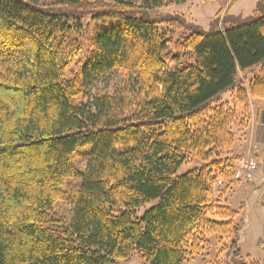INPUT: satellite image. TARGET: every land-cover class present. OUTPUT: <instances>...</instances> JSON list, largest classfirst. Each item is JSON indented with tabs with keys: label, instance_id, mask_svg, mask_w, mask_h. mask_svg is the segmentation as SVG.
<instances>
[{
	"label": "trees",
	"instance_id": "obj_1",
	"mask_svg": "<svg viewBox=\"0 0 264 264\" xmlns=\"http://www.w3.org/2000/svg\"><path fill=\"white\" fill-rule=\"evenodd\" d=\"M186 1L0 0V264H185L210 236L237 255L216 187L243 157L232 126L264 101V16L188 30L156 12ZM118 69L119 87L87 93Z\"/></svg>",
	"mask_w": 264,
	"mask_h": 264
},
{
	"label": "rangeland",
	"instance_id": "obj_2",
	"mask_svg": "<svg viewBox=\"0 0 264 264\" xmlns=\"http://www.w3.org/2000/svg\"><path fill=\"white\" fill-rule=\"evenodd\" d=\"M58 1L59 0H38V2L43 5L56 3ZM156 12L181 17L188 30L196 27L200 30H208L212 22L215 21L216 28L223 31V29L229 25L240 24L245 18L253 17V19H255L264 16V0H187L184 3L159 7L156 9ZM93 26V24H90L87 31H83V33L79 35V39L84 47L86 37L94 32H92ZM98 28L99 27L95 25L94 30ZM257 67L253 70L256 71ZM250 75L251 73L248 72L246 77H240L244 84H247ZM121 82L122 74L118 69L117 73L108 80V84H106V81L96 83L89 88L87 93H90V95L109 93L113 88L119 87ZM231 94V90L224 91L220 93L219 99L228 101L231 105H235L237 103L233 100ZM252 106L254 107L256 118H261V122L264 123V103L259 107L255 103ZM237 108L239 110L238 112H240L238 104ZM253 126L254 127L251 129L250 127H247L248 129L241 128L237 124L232 126L235 141L231 151L233 154H239L238 151L234 149L236 135L240 132L244 134L247 129L246 144L249 143V136H251V144H249L247 152L240 155L243 156L242 159L251 157L256 160L258 168L255 175L248 181L242 177V171L239 170L241 167V159L236 163V172L229 186L225 187L220 180V183L218 182L216 187V194H221V198L236 210L237 218L241 223V230L237 243V255L233 254L232 250L219 253L216 237L210 236L208 246L199 254L189 258L185 264H250L251 262L264 264V184H262L264 180V125L258 127L254 124ZM243 134L238 135L242 140L245 139V135ZM73 161L79 168H83V162L80 156H75ZM200 164L201 163L197 159L191 158L178 168L176 175H181ZM257 172L262 175L260 179L256 177ZM69 182L71 184L76 183V181ZM253 190H256V192H253ZM156 202L157 200H153L146 203L145 206L138 208L136 216L141 217L146 209L156 204ZM55 207L68 218L72 209L71 197L67 196L59 200ZM111 264L148 263L143 259L134 257L128 260H118Z\"/></svg>",
	"mask_w": 264,
	"mask_h": 264
},
{
	"label": "crops",
	"instance_id": "obj_3",
	"mask_svg": "<svg viewBox=\"0 0 264 264\" xmlns=\"http://www.w3.org/2000/svg\"><path fill=\"white\" fill-rule=\"evenodd\" d=\"M257 101V102H256ZM250 103L252 105L257 104V106L259 107L260 105H263V101L262 100H259V99H251L250 100ZM251 105V121H250V124L248 126V128L250 127V129L252 127H254L253 125L256 124L258 127L260 126H263L264 123L261 122V118H256L255 114H254V107ZM260 116V115H259ZM247 128V129H248ZM246 129V130H247ZM246 130H245V133L243 134L242 132L238 133L236 135V143H235V146H234V149L238 151L239 154H242V153H246L247 152V149H248V146L249 144H251V136H249V143L246 144ZM254 131V130H253ZM245 135V139H241L238 135ZM253 138V137H252ZM253 141V140H252ZM262 175H260L258 172L256 174V177L257 178H261ZM255 189V188H254ZM256 192V190H253V192Z\"/></svg>",
	"mask_w": 264,
	"mask_h": 264
},
{
	"label": "built area",
	"instance_id": "obj_4",
	"mask_svg": "<svg viewBox=\"0 0 264 264\" xmlns=\"http://www.w3.org/2000/svg\"><path fill=\"white\" fill-rule=\"evenodd\" d=\"M257 168L258 166L256 160L249 157L247 159H242L239 170L242 171V177L248 181L255 175ZM262 184H264V180L262 181Z\"/></svg>",
	"mask_w": 264,
	"mask_h": 264
}]
</instances>
